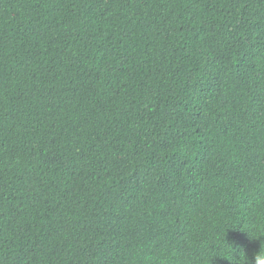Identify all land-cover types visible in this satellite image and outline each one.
I'll use <instances>...</instances> for the list:
<instances>
[{
    "label": "trees",
    "instance_id": "obj_1",
    "mask_svg": "<svg viewBox=\"0 0 264 264\" xmlns=\"http://www.w3.org/2000/svg\"><path fill=\"white\" fill-rule=\"evenodd\" d=\"M250 235L264 0H0V264H251Z\"/></svg>",
    "mask_w": 264,
    "mask_h": 264
},
{
    "label": "clouds",
    "instance_id": "obj_2",
    "mask_svg": "<svg viewBox=\"0 0 264 264\" xmlns=\"http://www.w3.org/2000/svg\"><path fill=\"white\" fill-rule=\"evenodd\" d=\"M250 241L258 243L259 248L254 256H248L246 250L240 248L239 250H234L235 259L238 261H250L252 264L253 257L255 258V264H264V238L249 236Z\"/></svg>",
    "mask_w": 264,
    "mask_h": 264
}]
</instances>
